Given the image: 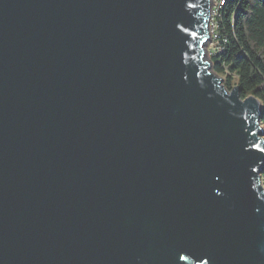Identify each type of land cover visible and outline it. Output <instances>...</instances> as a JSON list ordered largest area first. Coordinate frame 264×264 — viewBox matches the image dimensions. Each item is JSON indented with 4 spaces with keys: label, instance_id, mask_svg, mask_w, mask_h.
<instances>
[{
    "label": "water",
    "instance_id": "95a60500",
    "mask_svg": "<svg viewBox=\"0 0 264 264\" xmlns=\"http://www.w3.org/2000/svg\"><path fill=\"white\" fill-rule=\"evenodd\" d=\"M211 0H0V264H264L261 103L216 75Z\"/></svg>",
    "mask_w": 264,
    "mask_h": 264
},
{
    "label": "trees",
    "instance_id": "16d2710c",
    "mask_svg": "<svg viewBox=\"0 0 264 264\" xmlns=\"http://www.w3.org/2000/svg\"><path fill=\"white\" fill-rule=\"evenodd\" d=\"M211 21L213 72L226 89L237 86L241 98L260 101L264 126V0H218Z\"/></svg>",
    "mask_w": 264,
    "mask_h": 264
},
{
    "label": "rangeland",
    "instance_id": "374dc122",
    "mask_svg": "<svg viewBox=\"0 0 264 264\" xmlns=\"http://www.w3.org/2000/svg\"><path fill=\"white\" fill-rule=\"evenodd\" d=\"M216 1H218V0H211L210 1V18H209V24H208V33H209V36H210V38H209V40H208V42H207V44H206V46H205V58H208V56H209V54H210V52L215 48L214 46V42L211 40V36H212V25H211V23H212V18H211V16H212V14H213V8L216 6V4H215V2ZM262 185H263V187H264V179H262Z\"/></svg>",
    "mask_w": 264,
    "mask_h": 264
},
{
    "label": "built area",
    "instance_id": "2783aa9c",
    "mask_svg": "<svg viewBox=\"0 0 264 264\" xmlns=\"http://www.w3.org/2000/svg\"><path fill=\"white\" fill-rule=\"evenodd\" d=\"M217 3V1L215 2V4ZM213 14L212 15H214V12H215V7L213 8ZM211 18H212V16H211Z\"/></svg>",
    "mask_w": 264,
    "mask_h": 264
}]
</instances>
